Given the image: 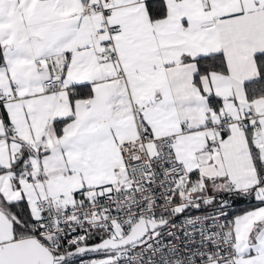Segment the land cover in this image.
<instances>
[{"label": "snow or ice", "instance_id": "snow-or-ice-1", "mask_svg": "<svg viewBox=\"0 0 264 264\" xmlns=\"http://www.w3.org/2000/svg\"><path fill=\"white\" fill-rule=\"evenodd\" d=\"M0 264H264V0H0Z\"/></svg>", "mask_w": 264, "mask_h": 264}]
</instances>
